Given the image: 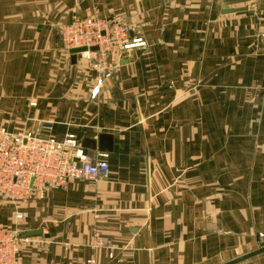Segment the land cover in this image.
<instances>
[{"label": "crops", "instance_id": "obj_1", "mask_svg": "<svg viewBox=\"0 0 264 264\" xmlns=\"http://www.w3.org/2000/svg\"><path fill=\"white\" fill-rule=\"evenodd\" d=\"M74 16L120 17L144 42L95 98L58 35ZM41 121L113 151L107 180L47 189L20 219L0 198V224L41 231L31 264H226L264 247V0H0V128Z\"/></svg>", "mask_w": 264, "mask_h": 264}, {"label": "built area", "instance_id": "obj_2", "mask_svg": "<svg viewBox=\"0 0 264 264\" xmlns=\"http://www.w3.org/2000/svg\"><path fill=\"white\" fill-rule=\"evenodd\" d=\"M129 34V28L118 17H74L61 29V42L66 53L85 48L87 51L79 53L82 60L88 64L96 62L97 86L91 97L97 94L101 79L109 77L107 67L111 66L113 57L144 46L140 38L131 39ZM38 124L34 132L12 133L0 129V198L14 206L16 219L22 217L21 207L32 195L47 188L62 189L71 181L97 182L109 177L107 155L85 152L71 134L57 141L52 134L51 122ZM31 242V238L23 237L19 231L0 226V264H31L20 257L21 247ZM103 243L104 239H97V245ZM86 264L96 263L90 259Z\"/></svg>", "mask_w": 264, "mask_h": 264}, {"label": "water", "instance_id": "obj_3", "mask_svg": "<svg viewBox=\"0 0 264 264\" xmlns=\"http://www.w3.org/2000/svg\"><path fill=\"white\" fill-rule=\"evenodd\" d=\"M234 11L232 10H226L225 13L226 14H229V13H232ZM93 51H95L96 49L93 48L92 49ZM82 51H85V49H73V50H70L69 51V55H70V64L71 65H75L76 63V54L77 53H80ZM130 53L132 52H125L123 54L120 55V60H123L126 61L125 59L131 55ZM121 63V61H120ZM81 148L83 150H87V151H96L100 154H110L112 153L113 151V138L111 135L109 134H104V133H101L97 136V139L96 140H90V139H84L81 143ZM38 235H41V231H31V232H27L25 233L24 237L26 238H29V237H35V236H38ZM264 253V247H261L259 248L258 250L252 252V253H249L247 255H244L243 257H240L236 260H233L231 262H228L226 264H238V263H241L243 261H246L248 259H251L253 257H256L258 255H261Z\"/></svg>", "mask_w": 264, "mask_h": 264}, {"label": "rangeland", "instance_id": "obj_4", "mask_svg": "<svg viewBox=\"0 0 264 264\" xmlns=\"http://www.w3.org/2000/svg\"><path fill=\"white\" fill-rule=\"evenodd\" d=\"M74 17H76V16H74ZM74 17H72V18H74ZM89 17H95V16H89ZM79 18V17H78ZM85 18H87V17H85ZM96 18H98V17H96ZM114 18V17H113ZM118 18H120V17H118ZM99 19H101V18H99ZM108 19H110V18H108ZM121 19V18H120ZM72 20V19H71ZM122 20V19H121ZM71 22V21H70ZM124 23V22H123ZM69 24V23H68ZM65 25H67V24H64L63 26H61L60 28H59V31H58V35H59V37H60V31H61V29L65 26ZM126 25V24H125ZM60 40H61V37H60ZM78 49H83V48H78ZM85 49V48H84ZM96 49V48H95ZM85 51H87L86 49H85ZM85 51H82V52H85ZM81 53V52H80ZM68 54H69V52H68ZM120 57V56H119ZM119 57H113V59H112V63H114V65H117V59H119ZM81 59L82 60V58L79 56V53H77L76 54V59ZM84 60V59H83ZM82 60V61H83ZM84 62H85V60H84ZM119 64V63H118ZM84 67V69L85 70H91V71H93V72H95L96 73V77H95V79H94V81H95V84H96V78H97V71H96V69H95V67H97L96 66V62H93V63H91V64H88L87 62H86V64H85V66H83ZM109 70H111V66L110 67H107ZM100 78V77H99ZM108 77H103V79H101V84L98 86V87H100V86H102L103 84H104V82H105V80L107 79ZM97 86V85H96ZM92 92V91H91ZM97 92H98V90H97ZM97 95V94H96ZM96 95L94 96V98L96 97ZM32 104H30V106H31ZM33 105H35L34 103H33ZM32 107V106H31ZM24 124L23 123H21V124H19V126H16L15 128H13L14 130H13V132L12 131H9V132H12V133H17V132H20V131H23V130H28V131H35L38 127H39V124H33V126H31L30 128H26L25 127V125L23 126ZM2 127V126H1ZM6 127V126H5ZM9 128H11L10 126H8ZM0 129H5L4 127H2V128H0ZM12 129V128H11ZM6 130V129H5ZM8 131V130H7ZM81 147V146H80ZM100 154V153H99ZM92 155H94V154H92ZM47 189H51V188H47ZM47 189H45L43 192H45ZM43 192L42 193H36V194H34V195H32V197H31V199L30 200H40V198H41V195L43 194ZM2 199V198H1ZM0 199V200H1ZM29 200V201H30ZM3 203H6V204H8L6 201H4V200H1ZM27 205V204H26ZM25 205V206H26ZM5 206H7V205H5ZM13 217V216H12ZM13 219H14V217H13ZM15 221V220H14ZM0 226L2 227V228H4V229H7V230H12L11 229V227H8V226H6V225H4V224H0ZM15 230V229H14ZM32 240V239H31ZM31 243H29V244H25L24 246H22L21 247V251H20V257H21V260L23 261V262H25V263H30V262H28L27 260H24L23 258H22V250L24 249V248H26V247H28L29 245H30Z\"/></svg>", "mask_w": 264, "mask_h": 264}]
</instances>
